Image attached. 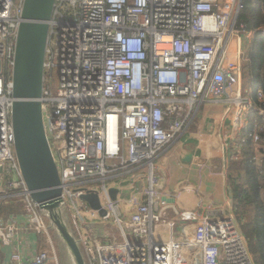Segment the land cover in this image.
<instances>
[{"label":"built area","instance_id":"built-area-1","mask_svg":"<svg viewBox=\"0 0 264 264\" xmlns=\"http://www.w3.org/2000/svg\"><path fill=\"white\" fill-rule=\"evenodd\" d=\"M23 2L0 0V192L23 205L0 220V247L11 248L9 264H57L48 219L31 199L14 152L11 72ZM241 3L55 0L42 117L61 209L86 264H255L236 219L222 212L180 211L164 241L153 231L163 217V209L155 211L161 188L155 161L202 102L226 103L235 129L256 110L261 128L249 135L264 145L263 92L242 91V55L230 54L232 39L249 33L238 19ZM143 178L145 190L138 185ZM123 187L134 194L127 198ZM84 194H97L99 207Z\"/></svg>","mask_w":264,"mask_h":264},{"label":"crops","instance_id":"crops-1","mask_svg":"<svg viewBox=\"0 0 264 264\" xmlns=\"http://www.w3.org/2000/svg\"><path fill=\"white\" fill-rule=\"evenodd\" d=\"M257 7L259 12L264 13L263 5L258 3ZM259 28L264 32V25ZM253 34L254 32H249L245 39H241L244 35L242 34L231 47L232 57L237 51L242 55V91L251 97L254 96L253 80L249 77L244 78L243 67L252 46ZM253 111L256 110L253 109L246 115L245 125L235 129L232 124L233 116L229 114L226 103L202 102L187 129L156 159L154 173L161 180V188L157 192L155 211L163 209L162 219L166 225L168 221H177V213L185 210L196 211L202 215L208 212H222L225 216H234L242 223L247 220L244 215L239 220L235 214L233 187L234 184L240 185L245 182L246 164L243 162L246 152L247 159L251 158L257 169L262 170L264 174V145L252 140L251 143L245 144L249 123L253 116L258 117ZM248 117L252 118L249 120ZM261 124L262 121L256 118L252 124L253 131L259 132ZM145 180L143 178L141 181ZM138 185L142 190L141 182ZM3 196L4 193L0 192L2 221L12 213L23 211L20 201L10 202ZM141 196L143 197V194ZM162 200L165 201L164 204L161 203ZM187 227L191 230L194 225L189 224ZM167 234L169 236V230L165 233L164 239H161L160 235H157V239L165 240L168 238ZM53 235L57 238L55 233ZM174 236L177 237L178 234ZM29 237L35 239L37 235L30 234ZM38 237L40 244L44 245L43 237L40 235ZM57 240L58 238L55 239L56 243ZM10 255L11 248L0 247V264H9ZM252 257L254 259L253 254Z\"/></svg>","mask_w":264,"mask_h":264},{"label":"water","instance_id":"water-1","mask_svg":"<svg viewBox=\"0 0 264 264\" xmlns=\"http://www.w3.org/2000/svg\"><path fill=\"white\" fill-rule=\"evenodd\" d=\"M55 0H24L11 72L14 152L31 199L46 214L74 264H86L61 210L62 186L42 117L44 58ZM112 194L115 190L111 191ZM94 209L97 194L81 197ZM101 215L104 210H100Z\"/></svg>","mask_w":264,"mask_h":264},{"label":"trees","instance_id":"trees-1","mask_svg":"<svg viewBox=\"0 0 264 264\" xmlns=\"http://www.w3.org/2000/svg\"><path fill=\"white\" fill-rule=\"evenodd\" d=\"M258 3L264 6V0H242L238 19L248 24L249 32H254L252 46L247 53V62L243 67V75L244 78H252L253 95L257 89H261L264 97V32L259 28L264 25V13L259 12ZM253 112L258 117L253 116V119L248 117L252 120L251 123L253 124L256 118L262 121V117L256 111ZM251 123L245 136V144L252 142L249 135L253 131ZM246 153L243 162L246 164L245 182L240 185L234 184L233 187L235 214L239 220L242 215L247 217V220L241 223V230L254 255L255 263L264 264V174L262 170L257 169L251 158L247 159Z\"/></svg>","mask_w":264,"mask_h":264},{"label":"rangeland","instance_id":"rangeland-1","mask_svg":"<svg viewBox=\"0 0 264 264\" xmlns=\"http://www.w3.org/2000/svg\"><path fill=\"white\" fill-rule=\"evenodd\" d=\"M242 33H244V32H242ZM245 35H247V34H244L243 37L241 38L242 34H240L239 37L241 39H245L246 38ZM236 42H237V39L235 38V39H232V41L230 43H236ZM230 54H231V58H232V49L231 48H230ZM119 182H120L121 185H123V178H121V179L119 178L118 179V184H119ZM141 184H142V189H144V188L146 189L148 187V183L146 182V180L143 181V182L141 181ZM1 185H3V182H1ZM123 188H125L124 189V193H125V196L127 198H130L131 195L134 194V191H130L128 187H123ZM84 210L85 211H88L89 210V206H85ZM63 217H64V219H65V221L67 223V226L70 228L72 234L74 235V232L72 231V227L70 226V223L67 220L66 216L63 215ZM236 221L238 223L239 228L241 229V223L242 222L238 221L237 219H236ZM242 221H244V219ZM47 223L49 225V229L52 231L51 234H50L51 238H53V239H57L58 238V240H57L58 243H56V245H55V247H56L57 264H74V261H73L71 255H70L68 249L66 248L65 244L61 240L60 236L57 234V232H55V229L52 226H50V222L47 221ZM165 225L166 224L164 223V219H161L159 222H155L154 227H153V231H154V235H155V239L156 240H159V239H157V235H160L161 236V239H164L165 233L166 232L168 233V230H169V226H167L168 223H167L166 226ZM101 226H102V228L107 227L108 229H110V228H112V223H110V222H102L101 223ZM80 228H81V226H80ZM53 233H55V235L57 236V238L54 237ZM167 236H168V234H167ZM167 239H169V236H168ZM167 239H165V240H167ZM176 239H178V238H176ZM162 241H164V240H162ZM51 264H52V262H51Z\"/></svg>","mask_w":264,"mask_h":264},{"label":"bare ground","instance_id":"bare-ground-1","mask_svg":"<svg viewBox=\"0 0 264 264\" xmlns=\"http://www.w3.org/2000/svg\"><path fill=\"white\" fill-rule=\"evenodd\" d=\"M162 216H163V214H162Z\"/></svg>","mask_w":264,"mask_h":264}]
</instances>
